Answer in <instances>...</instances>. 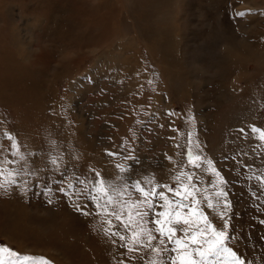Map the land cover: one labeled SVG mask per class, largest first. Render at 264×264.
I'll list each match as a JSON object with an SVG mask.
<instances>
[{"label":"rangeland","instance_id":"rangeland-1","mask_svg":"<svg viewBox=\"0 0 264 264\" xmlns=\"http://www.w3.org/2000/svg\"><path fill=\"white\" fill-rule=\"evenodd\" d=\"M261 132L264 0H0V246L52 264H181L215 239H190L203 213L264 264ZM137 184L171 207L156 195L150 209ZM177 211L198 223L159 215Z\"/></svg>","mask_w":264,"mask_h":264},{"label":"snow or ice","instance_id":"snow-or-ice-1","mask_svg":"<svg viewBox=\"0 0 264 264\" xmlns=\"http://www.w3.org/2000/svg\"><path fill=\"white\" fill-rule=\"evenodd\" d=\"M238 15H244V13H238ZM254 132H259V129L253 128ZM261 138L264 139V132H261ZM13 147H15V144H13ZM199 160V157L193 158L191 154H189V162L193 163L196 167H199V164L196 163V161ZM53 164L56 163L55 160L52 161ZM211 163V162H209ZM219 176V173H216ZM0 175H2V172H0ZM12 173H9V176H11ZM178 179V178H177ZM189 180L192 179L191 176L188 177ZM10 183H16V181L13 179L10 181ZM3 185H0L2 187ZM137 191L141 192L145 196V201L148 204V207L151 209L154 207L152 200L148 199L149 197H155L156 195H159L160 198L164 201V207L170 208L172 205V201L168 199V197L164 194V192L157 193L155 190H152L150 192H145V190L137 184L136 186ZM167 187V186H164ZM194 189V185L192 186ZM184 191V199H187L188 197H193V202L198 203V201H195L194 199V191L189 190L188 185L182 186ZM96 191L98 193H102L103 195H108L107 191L103 188L102 182L101 187L97 188ZM168 191L173 192L176 196L181 195L180 190H173L171 188L168 189ZM221 193H218L220 195ZM93 201L97 200L96 196L92 197ZM112 198L111 196L108 197L107 203H111ZM143 203V202H141ZM209 207H212L211 202H209ZM97 207H100L99 204H97ZM177 207L183 208L185 205L180 204L177 202ZM139 215H147V213H138ZM161 217L167 216L169 217V220L167 221L169 224L175 223L177 225L183 223L184 225H189L191 223H198V221L194 222L190 218H186L183 216L179 211L173 213V212H161L159 213ZM172 217H175L173 220ZM200 219H202L206 225V228L199 229L190 239L193 244L198 243L197 236H204L205 232L209 229H211L213 235L215 236V239L206 241L208 244V247L206 249L197 248L195 250L196 255L200 257V260L197 261L195 259H192L191 253H186V259L181 258V264H214V262H209V257L216 256L219 257L222 254H228L232 258L231 264H245V261L240 259L237 254L228 247H225V241L228 239L226 233L224 231H216L214 228H212V225L208 223L207 217L203 215V213L199 214ZM119 219V217H117ZM156 223L158 225H161L157 229L162 235H167L169 239H172V237L175 235L176 229L169 227L167 229V232H165L164 227L162 226V221L157 220ZM227 227V225H225ZM185 232H187V229H185ZM123 239V237H122ZM149 239H153V237L149 236ZM178 247L187 248V244H185L182 240L177 239L175 241ZM0 264H52V261H50L48 258L44 256H35V255H27V254H21L18 253L7 246H0ZM173 264H176V261L173 260Z\"/></svg>","mask_w":264,"mask_h":264},{"label":"bare ground","instance_id":"bare-ground-1","mask_svg":"<svg viewBox=\"0 0 264 264\" xmlns=\"http://www.w3.org/2000/svg\"><path fill=\"white\" fill-rule=\"evenodd\" d=\"M124 38H126L125 39V41H127L128 43H131V40L128 38V36L127 35H125L124 36ZM119 42V41H118ZM117 43V42H116ZM115 43V44H116ZM117 44H119V43H117ZM123 45H117L116 46V48H113V49H110V50H113L115 53H117L118 54V57L116 58V60H118V61H120L122 64H125L126 63V61H124L123 59H122V57H120V53H124V51L122 50L123 49ZM108 51V50H107ZM107 51H105V52H103L102 54H100V56H103V58H106L107 56H108V54L106 53ZM114 62V61H113Z\"/></svg>","mask_w":264,"mask_h":264}]
</instances>
